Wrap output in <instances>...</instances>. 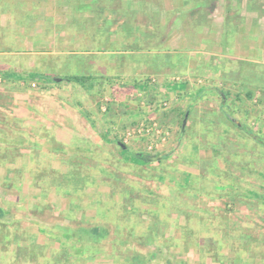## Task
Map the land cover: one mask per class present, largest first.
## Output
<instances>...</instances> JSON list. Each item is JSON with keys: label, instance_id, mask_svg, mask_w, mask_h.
Returning a JSON list of instances; mask_svg holds the SVG:
<instances>
[{"label": "rangeland", "instance_id": "obj_1", "mask_svg": "<svg viewBox=\"0 0 264 264\" xmlns=\"http://www.w3.org/2000/svg\"><path fill=\"white\" fill-rule=\"evenodd\" d=\"M49 1L0 0V264H264V0H188L169 40L217 36L167 46L150 10L186 0H66L55 32Z\"/></svg>", "mask_w": 264, "mask_h": 264}, {"label": "crops", "instance_id": "obj_2", "mask_svg": "<svg viewBox=\"0 0 264 264\" xmlns=\"http://www.w3.org/2000/svg\"><path fill=\"white\" fill-rule=\"evenodd\" d=\"M45 2V1H44ZM49 2H51V4L52 5H50L51 7L50 8H46L49 12H52L53 14H50V15H48L47 16V20L49 21V23L50 24H52L53 25V31L55 32L56 31V26L58 25V24H60V23H62L63 25H65V23H72V19L70 18L71 17V11H73V9L71 8V4H70V2H67L66 0H64V3H63V5H61L62 6V9H61V7L59 6V5H56V3H54L53 1H49ZM41 3V2H40ZM182 3V4H181ZM181 3H175V5H168L167 4V1H165L164 3H163V5H162V7H158L157 9H159V10H157V9H154L153 7L151 8V13H155V14H157L156 12H159V11H162V12H159V17H160V20H161V23H164L165 22V24H164V27L166 26L167 28H168V33H167V35H165V37H162L161 39H163L164 38V40L162 41V44H164V45H168L170 42H175V41H178L179 40V44L181 45L182 44V42H183V40L184 39H189L191 36H193V35H197V36H200L201 34H203V35H206V38H207V36L209 35H211V33L213 32V35H216L215 33H214V29L216 28V23L215 24H213V20L211 19V20H209V18H208V20L206 21V27L204 28V29H202V31L201 30H197V29H194L193 31H186L185 32V34H184V36H183V38L181 39V38H179V36H177L176 35V37L175 38H173L172 40L170 39L169 40V37L170 36H168L169 34H171V30H170V26H171V24L169 25L168 23H170V22H172V21H170V18H171V16H169L168 14L172 11V10H174L175 9V7H178V8H182V6L183 7H187L188 8V6L190 7V5H189V3H190V1H188V0H186V2H181ZM183 3H186V6H185V4H183ZM80 5H81V7H82V5H85V4H81V3H79ZM128 6H130L131 7V5H128ZM169 6V7H168ZM80 7V12H82V10L83 11H85V12H87L88 11V9L91 7H93V5H90V6H88L87 4H86V6L85 7H83V8H81ZM202 6L200 5V3H198V2H196L195 3V7H192L191 9H189V10H187V13L190 15L188 18H187V20H192L193 18H194V14H197V13H199V11H200V8H201ZM156 8V7H155ZM58 9H61V10H63V12H64V15H56V14H54L55 13V11L56 10H58ZM68 11V12H67ZM208 12L210 13L208 16L209 17H211V2H210V5H209V7H208ZM185 17H186V15H185ZM43 19V18H42ZM263 19H264V17H263ZM168 21V22H167ZM210 21V22H209ZM212 21V22H211ZM84 22V24L87 22H85V21H83ZM167 24L169 25V27L167 26ZM212 24H213V26H212ZM257 26H258V24H257ZM58 27V26H57ZM85 27H87V26H85ZM160 27H161V25H160ZM163 27V28H164ZM84 28V27H83ZM213 29V30H212ZM64 30V29H63ZM87 30V29H86ZM53 32V33H54ZM113 32H115V31H113ZM84 33V32H83ZM64 34H66V32L64 33ZM112 35H114V33L112 34ZM217 36V35H216ZM186 37V38H185ZM172 38V37H171ZM217 38V37H216ZM214 40H218V38L217 39H214ZM168 43V44H167ZM161 44V45H162ZM165 46V47H166ZM179 47H182V46H179ZM209 49V48H208ZM211 49H214V50H217L216 49V47L215 46H212L211 48H210V50ZM182 50V49H181ZM209 51V50H208ZM109 52H110V54L111 55H109L110 57V59H111V61H112V63H114V61L116 60V56L115 55H117L116 53H115V50L114 49H111V50H109ZM159 52H161V50L159 51ZM182 53H185V51H183ZM50 54H55V53H50ZM243 59V58H242ZM240 60H241V58H240ZM115 64V63H114ZM111 67V66H110ZM1 76V75H0ZM2 77V76H1ZM1 77H0V79H1ZM55 81V80H54ZM56 82V81H55ZM57 83V82H56ZM167 88H169V87H167ZM171 88V87H170ZM182 128V127H181ZM184 130V127L182 128V131Z\"/></svg>", "mask_w": 264, "mask_h": 264}, {"label": "trees", "instance_id": "obj_3", "mask_svg": "<svg viewBox=\"0 0 264 264\" xmlns=\"http://www.w3.org/2000/svg\"><path fill=\"white\" fill-rule=\"evenodd\" d=\"M247 5H248V3H247ZM259 8H258V10H260ZM262 13H264V12L262 11ZM215 70H217V69H215ZM66 79L69 80V81H73V82L75 81V82L83 83L85 80H88L89 79V76H85V75H73V76L67 77ZM215 91L219 94V97L221 99V101L219 103L220 104L219 106H220V109H221V112H222L221 114L224 117V119L228 123H230L231 125H233L234 127L242 130L244 133L249 134V135L250 134L253 135L252 134V131L249 129V127H247L246 124L243 123L241 120L235 119L233 117V115L230 113V111L228 110V107L229 106H227V100H226L227 99L228 92L227 91H224L222 89H215ZM185 112H188V114H189L190 113V110L187 109L184 112H182V118H183ZM135 156H136L135 158H137L141 163H150V162H153V161L160 162L162 158H164V157L167 156V154L162 155V156H158L157 154L150 155V154H147V153H144V152H139Z\"/></svg>", "mask_w": 264, "mask_h": 264}, {"label": "water", "instance_id": "obj_4", "mask_svg": "<svg viewBox=\"0 0 264 264\" xmlns=\"http://www.w3.org/2000/svg\"><path fill=\"white\" fill-rule=\"evenodd\" d=\"M185 118H186V115L184 116L183 121H182V128L184 127V124H185Z\"/></svg>", "mask_w": 264, "mask_h": 264}]
</instances>
